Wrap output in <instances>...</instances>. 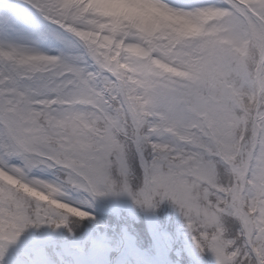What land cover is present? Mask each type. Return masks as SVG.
Returning a JSON list of instances; mask_svg holds the SVG:
<instances>
[{
  "label": "snow or ice",
  "instance_id": "snow-or-ice-1",
  "mask_svg": "<svg viewBox=\"0 0 264 264\" xmlns=\"http://www.w3.org/2000/svg\"><path fill=\"white\" fill-rule=\"evenodd\" d=\"M166 3L221 23L177 39L182 70L147 80L82 40L60 0H0V171L15 181L0 180V264L28 229L71 232L109 196L170 203L215 264H264V0Z\"/></svg>",
  "mask_w": 264,
  "mask_h": 264
},
{
  "label": "rangeland",
  "instance_id": "rangeland-1",
  "mask_svg": "<svg viewBox=\"0 0 264 264\" xmlns=\"http://www.w3.org/2000/svg\"><path fill=\"white\" fill-rule=\"evenodd\" d=\"M208 1L192 0V3L199 2L194 4L199 6ZM208 16L219 20L215 13ZM47 45L51 44L42 43L41 48L46 49ZM51 54L56 53L52 51ZM35 175L46 180L55 179L52 172ZM133 206L127 196L96 200L87 209L96 219L85 220V233L80 236H69L63 234L64 231L61 233L62 229L54 231L47 226L30 228L10 248L3 264H14L15 259L25 264H215L211 255L201 254L196 249L184 217L174 206V212L167 215L162 213L163 204L159 207V221L162 222V214L166 224L163 230L158 228L161 224L155 212L142 210L140 219ZM126 213L139 219L137 225L133 222L137 230L131 226ZM116 227L120 233L114 231ZM96 240H99L100 250L95 253L91 246Z\"/></svg>",
  "mask_w": 264,
  "mask_h": 264
},
{
  "label": "clouds",
  "instance_id": "clouds-1",
  "mask_svg": "<svg viewBox=\"0 0 264 264\" xmlns=\"http://www.w3.org/2000/svg\"><path fill=\"white\" fill-rule=\"evenodd\" d=\"M60 6L62 19L82 40L109 55L115 51L147 80L182 70L177 39L197 33L214 39L212 32L221 23L208 14H182L166 0H60Z\"/></svg>",
  "mask_w": 264,
  "mask_h": 264
},
{
  "label": "bare ground",
  "instance_id": "bare-ground-1",
  "mask_svg": "<svg viewBox=\"0 0 264 264\" xmlns=\"http://www.w3.org/2000/svg\"><path fill=\"white\" fill-rule=\"evenodd\" d=\"M168 2L170 4H172L173 6H177V7H185V6L194 5V4H198L199 3V2H193L192 3V0H168ZM216 2H218V1L209 0L208 2H206V4H208V3H216ZM208 14L212 15L213 13H208ZM43 50L44 51L52 50V45H50V46L47 45V48L43 49ZM0 177H4L7 180L14 181L13 178L7 177V175L3 171H0ZM99 250H100V245H99V241H97V242H95V244H94V246L92 248V251L96 253Z\"/></svg>",
  "mask_w": 264,
  "mask_h": 264
}]
</instances>
